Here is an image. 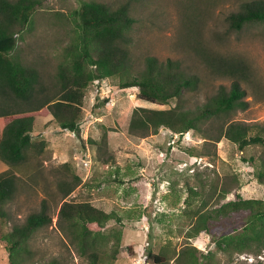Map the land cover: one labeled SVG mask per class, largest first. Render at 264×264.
Wrapping results in <instances>:
<instances>
[{"label": "rangeland", "instance_id": "rangeland-1", "mask_svg": "<svg viewBox=\"0 0 264 264\" xmlns=\"http://www.w3.org/2000/svg\"><path fill=\"white\" fill-rule=\"evenodd\" d=\"M38 1L13 54L39 72V83L51 96L58 84L59 67L68 63L67 49L77 39L72 13L84 0ZM94 1L113 8L130 5L135 23L128 50L136 68L144 66L147 56H154L162 62L178 60L200 77L199 89L186 96L189 107L204 101L220 86L230 87L231 79L212 72L208 59L222 56L245 61L249 76L242 87L248 106L232 117L264 130V22L235 31L226 19L248 0ZM119 81L109 77L88 85L78 136L61 129L51 114L35 119L32 141L44 140L46 146L40 154L31 151L28 160L14 168L16 191L4 204L6 215L0 218V264H11L5 235L38 211L43 200L52 224L38 230L29 241L36 264L51 260L88 264L57 223L64 201H89L109 214L97 250L104 264H145L146 247L157 253L166 244L171 252L184 244L195 247L203 264H264L260 244L250 243L243 253L230 250L226 236L236 226L222 224H229L232 214L215 227L214 235L201 232L187 237L194 222L190 215L200 207L212 211L248 200L264 202V183L256 178V166L250 160L264 159V147L239 151L224 137L215 144L207 143L210 141L201 131L180 136L161 128L146 136L133 135L129 121L134 108L169 109L176 103L144 101L137 97V87L122 88ZM8 105L21 109L25 104L0 97V111ZM188 149L197 154L190 155ZM73 175L79 177V183ZM61 181L77 184L68 196L59 189ZM224 190L228 193L222 195ZM242 225L237 224L238 231ZM170 264H176L174 259Z\"/></svg>", "mask_w": 264, "mask_h": 264}, {"label": "trees", "instance_id": "trees-1", "mask_svg": "<svg viewBox=\"0 0 264 264\" xmlns=\"http://www.w3.org/2000/svg\"><path fill=\"white\" fill-rule=\"evenodd\" d=\"M39 4L38 0H0V97L25 104L21 109L8 105L0 111V160L8 166L0 173V218L6 215L4 204L16 191L14 168L26 162L31 151L40 154L46 146L44 140L32 141L35 119L51 114L61 129L78 136L84 92L90 83L105 78H119L122 88L137 87V97L144 101L159 105L176 103L169 109L134 108L129 121V133L133 135L146 136L161 128L180 136L189 131H201L204 139L210 141L207 143L215 144L224 137L236 144L239 151L250 146L264 147L262 127L232 117L237 110L248 106L242 87L249 76L246 62L222 56L208 59L206 62L212 72L231 79L230 87L220 86L204 101L189 107L186 96L197 91L201 83L197 74L191 73L178 60L162 62L147 56L142 68H136L131 61L128 45L135 20L128 4L113 8L103 2L84 0L73 11L77 39L67 49L68 63L59 67L58 84L49 96L39 83V72L13 54L19 34ZM226 19L235 31L264 22V0L243 2L239 11ZM187 151L190 155L197 154L191 149ZM250 160L256 166V178L264 183V159L250 157ZM72 177L80 182L78 176ZM115 180L122 182L119 178ZM76 185L61 181L59 189L65 197ZM226 193L228 190L222 195ZM239 213L241 215L235 219L233 215ZM227 214H232L229 217L233 219L222 225L236 226L226 236L230 250L243 253L250 243L260 244L264 249V202L254 200L243 205H223L212 211L200 207L190 215L194 222L190 223L187 237L194 238L201 232L214 235L215 227L228 218ZM109 218L108 213L89 201H64L57 223L77 254L85 257L88 264H104L97 250L103 238L101 231ZM51 224L52 216L43 200L38 211L29 214L22 224L14 225L4 237L11 264H36L32 261L34 252L29 249V241L34 233ZM237 224H243L241 231ZM146 249L145 264H170L173 259L176 264H203L196 254L197 249L189 244L173 252L167 244L157 253L150 247ZM48 264L58 263L51 260Z\"/></svg>", "mask_w": 264, "mask_h": 264}, {"label": "crops", "instance_id": "crops-1", "mask_svg": "<svg viewBox=\"0 0 264 264\" xmlns=\"http://www.w3.org/2000/svg\"><path fill=\"white\" fill-rule=\"evenodd\" d=\"M8 169V166L0 160V173Z\"/></svg>", "mask_w": 264, "mask_h": 264}]
</instances>
